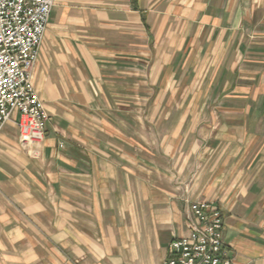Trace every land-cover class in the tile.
<instances>
[{"label":"crops","instance_id":"1","mask_svg":"<svg viewBox=\"0 0 264 264\" xmlns=\"http://www.w3.org/2000/svg\"><path fill=\"white\" fill-rule=\"evenodd\" d=\"M35 150L0 132V264H161L191 205L264 264V0H56Z\"/></svg>","mask_w":264,"mask_h":264},{"label":"built area","instance_id":"2","mask_svg":"<svg viewBox=\"0 0 264 264\" xmlns=\"http://www.w3.org/2000/svg\"><path fill=\"white\" fill-rule=\"evenodd\" d=\"M56 0H0V132L16 118L20 144L34 149L46 135L45 103L34 83ZM36 155V150H35ZM190 235L175 238L161 264H236L224 246V217L208 202L191 205Z\"/></svg>","mask_w":264,"mask_h":264},{"label":"rangeland","instance_id":"3","mask_svg":"<svg viewBox=\"0 0 264 264\" xmlns=\"http://www.w3.org/2000/svg\"><path fill=\"white\" fill-rule=\"evenodd\" d=\"M5 127V126H4Z\"/></svg>","mask_w":264,"mask_h":264}]
</instances>
